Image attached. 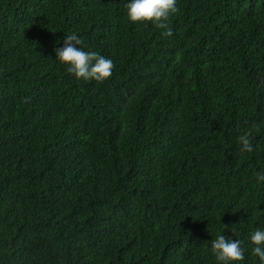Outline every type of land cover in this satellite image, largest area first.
I'll list each match as a JSON object with an SVG mask.
<instances>
[{
  "label": "trees",
  "instance_id": "1",
  "mask_svg": "<svg viewBox=\"0 0 264 264\" xmlns=\"http://www.w3.org/2000/svg\"><path fill=\"white\" fill-rule=\"evenodd\" d=\"M0 0V264H216L264 228V0ZM113 62L56 60L66 35ZM251 134L253 151L238 138Z\"/></svg>",
  "mask_w": 264,
  "mask_h": 264
},
{
  "label": "clouds",
  "instance_id": "2",
  "mask_svg": "<svg viewBox=\"0 0 264 264\" xmlns=\"http://www.w3.org/2000/svg\"><path fill=\"white\" fill-rule=\"evenodd\" d=\"M177 0H128L126 4L127 19L133 23H151L162 30V35L173 36L169 28L170 17L178 13ZM82 41L76 34L66 35L63 47L55 49L56 60L63 64L68 73L77 80L85 82L96 81L103 83L111 75L113 62L95 51H86L80 45ZM238 143L241 151L250 153L253 151V143L250 133L239 136ZM258 181L264 182V171L258 174ZM251 252L259 258L260 264H264V228H257L249 233ZM243 241L233 240L225 235H218L211 242V253L215 257L216 264H238L245 260L246 249L242 247Z\"/></svg>",
  "mask_w": 264,
  "mask_h": 264
}]
</instances>
